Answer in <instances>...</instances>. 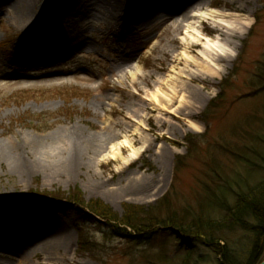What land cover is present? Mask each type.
Instances as JSON below:
<instances>
[{
	"label": "rangeland",
	"instance_id": "obj_1",
	"mask_svg": "<svg viewBox=\"0 0 264 264\" xmlns=\"http://www.w3.org/2000/svg\"><path fill=\"white\" fill-rule=\"evenodd\" d=\"M141 1L132 0L127 7L113 1L118 21L114 14L107 15L113 9L104 1L83 7V0H68L71 13L63 18H54L45 6L37 10V17L46 23L37 34L36 27L20 25L12 7L0 10L1 148L9 144L25 159L31 150L27 140L44 148L55 143L61 146L74 131L104 146L98 155L83 154L80 174L75 172L73 177L49 168L64 162L53 155H38L45 165L25 172L0 163V195L10 198L12 214L20 219L27 214L36 217L42 228L70 237L67 251H62L69 259L66 264H182L188 244L176 240L174 230L168 229L142 242L115 238L108 222L92 218L84 227L85 248L77 231L81 223L77 202L119 220L130 208L136 214L144 209L163 218L177 213L190 223L198 215L219 214L220 187L233 197L235 188L264 180V170L256 167L264 157V0H212L210 7L195 11V17L175 34L171 24L161 19L136 22ZM170 1L175 9L184 0ZM27 7L36 17L32 4L28 2ZM211 8L229 12L224 21L237 30L239 38L234 41L236 47L216 40L211 29L219 19L204 18V42L210 38L233 60L219 65L212 76L201 78L200 68L175 64L170 56L178 60L183 56L181 43L202 31L198 18ZM79 44L90 47L81 49ZM120 57L129 60V72L151 75L150 85L139 79L134 86L131 79L121 77L114 70L121 64ZM160 66L169 69L159 72ZM189 76L200 80L194 79L189 86ZM174 85L179 94L173 93ZM153 94L162 106L151 101ZM183 97L186 101L180 105ZM140 101L146 107L131 111L130 103ZM189 136L193 144L186 140ZM125 141L129 147L122 144ZM85 143L81 145L87 148L90 143ZM149 145L152 151L146 152ZM132 151L141 152L131 160ZM245 157L252 163H246ZM37 203H47L58 212L45 208L48 213L39 216ZM251 237L236 231L228 235L230 247L244 256ZM4 241L19 242L13 237ZM197 246L188 264H221L211 250ZM10 249L0 248V264H42L49 259L41 251L30 257Z\"/></svg>",
	"mask_w": 264,
	"mask_h": 264
},
{
	"label": "bare ground",
	"instance_id": "obj_2",
	"mask_svg": "<svg viewBox=\"0 0 264 264\" xmlns=\"http://www.w3.org/2000/svg\"><path fill=\"white\" fill-rule=\"evenodd\" d=\"M33 0H0V10H7L8 8H13L14 12L18 14L20 17V25H27V28L34 29L36 27L35 33H42L43 30L40 28L42 25L44 26L46 23L43 20L42 17H37L39 14H37V10H43V8L46 6L45 11H47L49 7V12L54 16H59L61 18L67 17L71 12L68 7H70V3H68V0H44L42 3L40 0H38L36 3H32ZM85 3L83 7L87 6L88 3L93 1L95 5H99L101 1L107 2L110 7L113 9L112 11H107V15L114 14V18L116 21L120 20L117 18V7L112 3L113 1L116 2V0H83ZM121 3V6L127 7L130 5L132 0H118ZM32 4L33 12L35 13L37 19L34 20L36 17H33L30 15L27 7V3ZM72 2V1H70ZM40 3V5H39ZM212 4V0H184L181 1L180 4L176 6V8H172L174 5H171L170 0H142L139 5V11L140 13L135 17L136 22H140L139 19H153L156 20H163L165 23L171 24V32L173 34L181 32L184 23H188L187 20L194 18L195 15L193 13L195 11H198L202 9L204 6L207 5V7H210ZM5 7V8H4ZM209 14L205 15L203 18H198L200 20L201 25L203 26L201 32H196V37H193L190 42H182V49L185 50L183 53V56L178 60L176 56L171 55L170 60L172 62H175V64H183L186 66V68L190 67H196L200 68L201 71V78L202 77H209L214 74L217 67L221 65L223 62H230L233 60L232 55H229L224 52V49L221 46L216 45L210 38H207L206 36V43L204 42L205 39L202 36L203 32H206L205 25V19H213L217 18L219 21L216 22V24L211 29L213 35H215V39L218 41L224 42L226 45L229 46H235V40L239 38V33L236 29L231 28L230 26L226 25L228 21H224L228 18L230 15L229 12L221 10V9H215L211 8ZM107 10V9H106ZM164 12L163 14H159V12ZM112 12V13H111ZM106 16V13L104 14ZM124 16L122 17L121 21L123 20ZM45 27V26H44ZM207 27V26H206ZM42 31V32H41ZM34 33V34H35ZM188 33V32H187ZM209 34V33H208ZM177 38L174 36L172 37V41L175 42ZM161 43V42H159ZM81 49H86L90 46L87 44H79ZM154 50H157L158 43L154 45ZM198 49H201V52L199 53V56H194L192 54L197 55ZM180 57V56H179ZM129 60L127 57H120V65L114 67V70L121 74V77L131 79L132 84L137 86L138 80L141 79L143 82H145L146 85H150L147 80H150V76L142 77L138 71L135 72H129L127 69L129 66L128 62ZM225 68V67H224ZM168 67H159V72H162L163 70H168ZM225 70V69H224ZM192 76V75H191ZM189 76V86L193 84L194 79L200 80V77H194L192 78ZM172 78V77H171ZM178 83V82H177ZM186 85H183L181 83V87H185ZM192 86V85H191ZM177 87V86H176ZM173 86H171V89ZM201 88V87H199ZM125 92L129 93V88H125ZM182 88L181 90H183ZM173 93L179 94V91L175 88L172 89ZM200 91L202 89H199ZM160 91V90H158ZM157 91V92H158ZM140 90L136 93L137 96H140ZM202 92V91H201ZM131 94V93H130ZM165 95V94H163ZM199 94H196L198 96ZM135 96V95H134ZM151 101L159 104L162 106L160 100L158 99L157 94L149 95ZM171 101V100H170ZM185 97L182 98V102L180 105H184ZM146 107L144 101H140V103H130V109L131 111H135L133 108H142ZM194 129H197V126H193ZM197 131V130H196ZM199 131V130H198ZM74 134L70 133V135L65 138L62 145L60 144H48L46 148H44L41 144L38 142H33L30 139L27 140L28 147L31 148L33 151L32 153L28 151L26 154L25 159H22L21 152L17 150L15 147L10 146L9 144L7 148L4 146L1 148L0 146V163H3L4 161L7 163H10V167L13 171L16 172H25L27 170H31L32 167L40 168L41 166L45 165L46 162L42 158H37V156H43L44 154L46 156L53 155L54 158L61 159L60 162L57 164H53V166H49V168L52 171H55L56 173H62L65 176H72L76 172L79 173L81 163L79 161V158L83 157V154H90L98 155L100 150L102 151L104 146L102 144L98 145L92 142L91 139H87L86 137L79 134L80 132L74 131ZM72 134V135H71ZM101 139H104L103 137ZM87 143V141L90 143L86 146H82L81 144ZM105 142V141H104ZM85 143V144H86ZM123 145L129 147L130 143L125 141L122 143ZM91 145V146H90ZM23 146V145H22ZM59 146V147H58ZM28 147H25L28 149ZM91 150H89L90 148ZM147 152L152 151V145H149L145 149ZM141 151H132L131 160L135 157L139 156ZM33 154V156H32ZM42 154V155H41ZM29 156L31 159H29ZM36 158V160L34 159ZM6 159V160H4ZM64 159V160H63ZM59 161V160H58ZM125 161V159H124ZM129 162V161H128ZM127 162V163H128ZM10 169V168H9ZM2 197L0 195V248H6L10 247V250L16 249V253L19 255H28L30 257H34L37 252H44L47 254L49 259L46 261H43L42 264H66L67 261H69L68 258L65 257V254H62V251L64 248H66V251L70 244V237L68 235H62L63 233H58L57 231H52L51 229L42 228V225L38 222L40 219H35L34 214H30V216H33L35 218H29L28 214L24 216L25 219H20L16 215L12 214L11 212V203L10 198ZM40 212V215L37 213V215L41 216L42 213L47 214L48 212L46 210H43L41 207H37ZM52 213V212H49ZM44 216V215H42ZM39 227L37 230L34 231V228ZM9 232H12V236L9 235ZM17 232V234H16ZM32 236V238L30 237ZM13 237L17 239L19 242L14 245H10L4 241L6 238Z\"/></svg>",
	"mask_w": 264,
	"mask_h": 264
},
{
	"label": "trees",
	"instance_id": "obj_3",
	"mask_svg": "<svg viewBox=\"0 0 264 264\" xmlns=\"http://www.w3.org/2000/svg\"><path fill=\"white\" fill-rule=\"evenodd\" d=\"M213 105L214 103L210 104L211 107ZM190 138L189 136L186 140L193 144ZM256 155L255 151L251 157L254 158ZM243 160L246 163H252L251 158L245 157ZM261 161L264 162V157H261ZM262 163L259 162L260 165L257 164L256 167L264 170ZM178 167L179 159L176 162V170ZM225 189H222V187L218 189L220 194L217 195V200L220 202V211L216 217L198 215L190 223L180 219L177 213L169 212L170 216L163 218L158 213L155 215L146 213L144 209H142L143 212L138 210V214H136L130 208L127 210L126 215L119 220L110 217L106 212L96 210L91 205H84L82 201L77 202L80 208V210L78 209L79 217H81L79 219L81 223L79 222L77 225V231L81 241L84 242V231H86L84 227L87 223H91L92 218L95 222H99L98 218L108 222L113 237L133 239L136 242L150 240L153 235L167 229L176 230V240L181 238L183 241L188 242L185 246L186 255L182 264L191 263L190 260L198 247L197 244L211 250L221 264H260L264 260V254H262V251L264 253V180L253 186L235 188L233 197ZM74 196L76 197L75 194H73ZM69 199L74 198L70 197ZM38 204L43 208L58 212L57 208L55 209L47 203ZM128 228L135 231L137 235L130 233ZM236 231L252 236L248 251L244 256L241 254L240 256L238 252L230 247L231 241L228 235H232ZM87 246L88 243L85 241V248Z\"/></svg>",
	"mask_w": 264,
	"mask_h": 264
},
{
	"label": "water",
	"instance_id": "obj_4",
	"mask_svg": "<svg viewBox=\"0 0 264 264\" xmlns=\"http://www.w3.org/2000/svg\"><path fill=\"white\" fill-rule=\"evenodd\" d=\"M260 264H264V260Z\"/></svg>",
	"mask_w": 264,
	"mask_h": 264
}]
</instances>
